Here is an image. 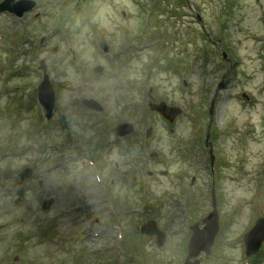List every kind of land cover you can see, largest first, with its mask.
I'll return each mask as SVG.
<instances>
[{
  "label": "rangeland",
  "instance_id": "1",
  "mask_svg": "<svg viewBox=\"0 0 264 264\" xmlns=\"http://www.w3.org/2000/svg\"><path fill=\"white\" fill-rule=\"evenodd\" d=\"M32 1L0 12V264H181L211 189L199 264H264L241 239L264 219V0Z\"/></svg>",
  "mask_w": 264,
  "mask_h": 264
},
{
  "label": "water",
  "instance_id": "2",
  "mask_svg": "<svg viewBox=\"0 0 264 264\" xmlns=\"http://www.w3.org/2000/svg\"><path fill=\"white\" fill-rule=\"evenodd\" d=\"M34 1L32 0H1L0 1V12L7 11L8 13L14 14L16 16H20L23 12L29 11L33 8ZM99 47L103 52L107 51V46L103 42L99 44ZM93 72L100 73L101 67L95 66L93 68ZM220 86V83L218 87ZM53 91L51 84L48 81L47 75L43 72L41 76V80L36 86V99L40 106L44 111V118H48L52 106H53ZM81 103L86 108H91L94 110H100L101 107L98 103H96L92 99H81ZM148 108L157 112L161 117L167 119L169 122L175 117V115L179 112L177 107L168 106L162 101L154 103L148 102ZM211 105L208 109L210 114ZM209 122L206 125V129L208 130ZM130 125L128 123H120L114 127V131L116 135H125L130 131ZM206 131V137L207 138ZM149 129L147 128L144 133V137H148ZM205 145H209L208 141L204 142ZM210 154V149H209ZM150 155L154 156L155 153H151ZM209 161H212V157H209ZM28 171L19 172L20 178L26 176ZM210 207L211 209L206 214L204 218H202V225L198 226L196 222L190 224L188 226L190 234L186 241L185 245V255L181 262V264H199L200 260L198 256L202 253L203 259L208 258V254L210 252V246L212 244L215 233L218 230V222H217V211L215 208L214 200H213V191L211 189L210 192ZM139 232L144 235L154 236L155 244L157 246H161L163 243V233L160 231L153 220L147 219L144 223H142L139 227ZM242 243L244 247V255L249 256L250 254L256 252L259 248V245L264 240V219L262 217H258L255 222L251 225V227L243 233L242 235Z\"/></svg>",
  "mask_w": 264,
  "mask_h": 264
},
{
  "label": "trees",
  "instance_id": "3",
  "mask_svg": "<svg viewBox=\"0 0 264 264\" xmlns=\"http://www.w3.org/2000/svg\"><path fill=\"white\" fill-rule=\"evenodd\" d=\"M257 258V256L256 255H254L251 259V262L253 263L254 262V260Z\"/></svg>",
  "mask_w": 264,
  "mask_h": 264
}]
</instances>
